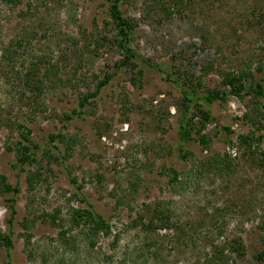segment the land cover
<instances>
[{
	"label": "rangeland",
	"instance_id": "rangeland-1",
	"mask_svg": "<svg viewBox=\"0 0 264 264\" xmlns=\"http://www.w3.org/2000/svg\"><path fill=\"white\" fill-rule=\"evenodd\" d=\"M160 2L123 0L138 66L121 70L70 124L66 132L73 146L66 167L45 165L33 191L27 189L26 174L22 177L18 223L26 217L37 222L28 245L17 225L15 264H218L214 260L220 256L229 260L226 264H262L256 255L264 249V171L243 157L239 141L247 133L243 117L252 97L243 101L229 94L212 104L203 131L210 137L207 147L196 138L183 143L189 152L184 161L181 90L166 81L159 65L169 67L182 84L184 73L192 76L199 96L219 88L229 93L224 71L251 70L257 80L264 78V0ZM106 3L22 0L13 6L0 0V173L12 184L18 180L11 164L15 154L6 147L18 133L12 134L7 121L34 118L38 141L63 130L64 114L79 105L82 94L95 92L123 59ZM20 38L27 39L24 55L8 63L4 50ZM45 55L59 64L66 83L40 98L45 110L36 116L30 95L19 102V82L4 72L12 66L25 72ZM230 152L231 171L203 170L207 158ZM78 187L110 222V237L91 239L87 230H71L73 211L86 208ZM155 210H171L173 225L149 232L135 227L136 218L148 219ZM8 217L0 196V230L7 231ZM233 238L243 239L245 257L228 249L214 254ZM5 258L0 248V264H7Z\"/></svg>",
	"mask_w": 264,
	"mask_h": 264
},
{
	"label": "trees",
	"instance_id": "trees-1",
	"mask_svg": "<svg viewBox=\"0 0 264 264\" xmlns=\"http://www.w3.org/2000/svg\"><path fill=\"white\" fill-rule=\"evenodd\" d=\"M8 5H20L22 0H2ZM161 1V0H160ZM154 0L159 5L161 2ZM123 0H107L105 6L108 8V13L111 18V24L115 32V39L113 42L121 49L123 59L117 63V70L114 73L106 74L103 80L97 83L96 91L93 93H84L80 98L79 105L73 108L70 112H66L63 118V130L57 133H51L45 136L43 140L38 141L34 136V118L27 116L24 120L7 121L8 127L11 129L12 134L17 131L18 138L7 145V150L15 154V161H12V168L17 170V183L14 185L9 181L8 176L5 173H0V196L5 198V203L9 211V217L7 220V231L0 230V248H4L6 252V263L15 264L13 258V252L16 247V227L19 224L22 232L21 238H24L26 245L31 242L33 237L32 230L36 225V218H24V220L18 223L19 210V198L21 194V179L26 174V183L28 191H33L36 185L42 181L44 177L45 165L51 166L52 163L67 166L68 156L72 150L73 139L67 136V130L70 124L83 117L85 114V108L91 103L92 99L100 96L102 88L106 87L114 79L118 73L128 67L129 65L137 67L135 61L138 58V54L129 45L130 34L133 30V23L126 16L122 9ZM104 39H109L104 37ZM27 39H17L15 42L7 48L3 53V59L8 63L13 60H17L23 57L21 48H25ZM99 41H97L98 43ZM99 45L97 46V48ZM14 48V49H13ZM87 49V47H85ZM91 53V52H89ZM16 62V61H15ZM14 62V63H15ZM10 65V64H9ZM12 66V65H11ZM25 66V63L23 64ZM161 72L165 75V79L168 82L174 83L181 90L183 105L180 123H179V135L181 137L180 144V156L186 161L188 158V150L185 145L192 138L199 139V141L207 147L210 137L203 134L207 122L211 119L210 107L216 101H226L229 94L236 96L241 100H246L248 97H252L253 100L251 106L248 107L244 114L243 121L246 123L248 129L245 135L239 136L240 149H243V157L249 158L251 164L258 165L264 171V105L261 100L264 98V78L257 80L256 75L251 70L241 71H224L221 72L223 77V85L230 88V92L217 89L210 92L208 95L199 96L196 85L192 76L184 73V84L180 83V78H174L173 73L169 70V67H163L159 65ZM60 66L55 62L52 57L40 56L37 61L25 72L17 71L14 66L11 70L5 73V77L9 78L11 75H15L22 89L21 96L18 101H24L26 95L29 96L32 115L44 113L45 106L40 102L42 96L47 95L51 91L62 84L66 83L60 76ZM177 69V68H176ZM207 67L203 69L204 75L209 72ZM198 85H202L203 79L198 77ZM70 81V80H69ZM250 83V84H248ZM29 93V94H28ZM81 94V93H80ZM254 103V104H253ZM250 109V110H249ZM252 111V113H251ZM193 113L194 116H189ZM200 116V117H199ZM196 117H199L200 124L196 125L194 121ZM36 118V117H35ZM230 130V129H226ZM194 135V136H192ZM228 147H231L232 141L229 139ZM65 146V149L63 148ZM232 152L225 154L223 157L220 154H214L206 159L203 164V170L208 172L223 173V170L231 171L233 169ZM257 155L262 156L261 159ZM46 163V164H45ZM176 172V171H175ZM76 185V182L73 181ZM77 195L81 202L86 204V208H77L72 214V223L70 224L72 229H81L84 233L88 232V236L93 238H99V236L110 237L112 235L111 224L91 203L85 196L81 187H78ZM148 207V206H147ZM164 210H155L151 213L148 219L143 216H139L133 222L135 227H140L145 231H156L170 228L173 224V220L170 214ZM52 223L56 224V219L52 217ZM86 234V233H85ZM116 238V237H114ZM28 243V244H27ZM92 247H95L93 240L91 241ZM225 249L229 252L237 254L239 258H243L246 255V248L242 238H233L228 240L226 246L222 250H216L214 254H224ZM221 257V256H220ZM218 258V264H226L229 260ZM256 260L264 264V249L256 255ZM221 261V262H220ZM213 262V260H211Z\"/></svg>",
	"mask_w": 264,
	"mask_h": 264
}]
</instances>
